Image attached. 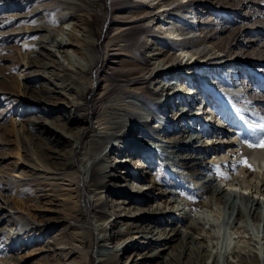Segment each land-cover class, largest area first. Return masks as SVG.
Here are the masks:
<instances>
[{"label":"bare ground","instance_id":"bare-ground-1","mask_svg":"<svg viewBox=\"0 0 264 264\" xmlns=\"http://www.w3.org/2000/svg\"><path fill=\"white\" fill-rule=\"evenodd\" d=\"M15 1H17L16 5H20L22 0ZM68 1L79 3L80 0ZM145 1L147 2H141L144 8L138 7L134 14L128 12L129 15H125V10L118 11L124 16L122 19L123 24L124 22L129 23L130 21L154 20L158 17L159 20L155 21L153 25L161 23L160 26L158 25L160 32L161 29H164L166 35L160 36L154 34L157 33V30L154 33H146L144 35L140 33L141 36L138 41L140 45L146 46L145 51L147 53L145 54L148 55L146 58L140 56L141 50L139 48L135 50L136 52L128 51L126 44L122 46L118 45L116 48L117 51L111 52L112 56H110V58L120 57L117 56L119 54L123 56L120 58L118 64H121L119 65L120 68H126V70H124L126 74H123V71H121V76H116L119 78L116 80L120 85L126 87L125 97H130L131 100L127 101L122 99V95L115 92L114 88L104 86L103 89L96 93L94 99L101 100L106 97L105 102L101 105L94 104L95 106L85 103L82 106L86 112H79L78 116L75 118L71 115L69 117L67 116V122L63 121L64 125L61 123V125L59 124V128L63 130L62 134L72 141L69 150L70 155H68L67 158L64 156L62 157L59 152L57 156L61 158L62 161L60 160V164L64 167V170H60L57 167H52L50 169L44 160L37 158L33 155L34 153H32V155L28 157L31 158V162L28 164L29 172L27 176H24L21 172L14 173L13 175L14 177H19V180L25 177H44L48 180L53 179L59 181L53 183L59 185L56 188L62 189L64 191L62 194L65 197L58 198L54 196L53 199H60L63 203H70L71 205L68 206V208L71 212L69 214L75 222L78 221L85 225V228H77L74 225L73 235L76 239V243H72L69 250L66 240L63 238L56 239L54 244L58 245H55V248L52 246L48 247V244L45 245V247H47L46 250L52 251L54 249L56 255H61L62 257L69 255L74 249L77 250V247H80L81 250L83 248L84 250V247L88 246L89 239L93 238V230L86 227L95 220V228L96 232H98V237L96 238L98 264H119L121 257H123L125 253L128 254L125 264L129 260V264H260L259 255L263 252L261 250L262 247H259L261 249L258 248V251L256 249L247 248L250 239L245 238L246 235L243 232L245 230H241V226L236 221V219L240 221V219H246L247 216H251L255 221H258L259 224L262 221L264 224V175L263 178H261L262 183L259 186L258 184L261 181L257 183V178L253 179V176H259L258 179H260L261 175H257V170L251 168L252 166L248 167L243 163L247 161V165H250L248 163L249 159L263 155L261 152L264 150V147L253 148L249 147V144L259 143L261 137H264V130H261L259 127V125L264 124V96L258 94L260 91L255 84L246 88L241 81L243 75L241 76V72L237 71V67L241 62L237 58L232 57V53L235 52L233 48L238 42L233 43L231 40L237 41L236 39L240 35V29H231L230 35H232V39L230 37L226 43H223L224 40L221 39V35L226 31L225 29L227 27L225 28V25L221 21H217V23L213 22V19L205 18L206 22H204L205 20L200 21L204 16L200 15L199 19L197 10L193 5V0ZM262 2L256 1L260 6L263 5V8L264 4ZM16 8H19V6ZM109 9L108 11L105 7H99L96 12L103 17L112 12L114 16H111V19L108 20V24L110 23L111 26L113 21L118 20L116 17L117 11L114 10L112 0H110ZM249 9V11H251L256 8L254 4H250ZM256 10L259 11L261 17L252 28L258 31L261 28L264 29V9L260 10V7H257ZM73 28L79 31V33L72 31L71 34H69V38L65 39L66 44H64L62 40L64 37L60 40L58 39L60 41L59 50L64 53V56L69 58L68 48L65 47L77 46V48L74 47L72 49L76 52L80 51L79 53L83 54L85 58H88L89 67L87 69L84 67L73 69L74 73L70 79L65 75L64 67H62L59 62L44 64H41L43 63L41 62L39 65L36 61L33 62L31 60L33 62L31 64L32 66L43 68L54 66V69L51 70L54 76L52 77L50 75V79L52 81L58 80L53 81V83L57 87H61L60 89H62V91H65V89L68 90L69 86H73L74 81L82 80V74L92 68L96 60V53H99H94V50H91L94 41H92L90 37L91 34H94V29L87 19L82 18L80 21H76ZM40 30H44L42 25L36 26L35 24V26L26 27L25 34ZM113 30H116V34L122 31L118 25L112 26V31ZM46 31L48 38L51 37L53 41L55 37L61 35V33H59L60 29L47 28ZM174 36L177 37V40L174 38L175 43H180L178 44L179 48H177L178 51H181L179 55L173 53L172 48L165 51L166 44H169L171 38ZM167 39H170V41H167ZM113 42L114 41H110V44H118H113ZM79 48L80 50H78ZM111 49L114 50L113 48ZM185 52L192 56L184 60ZM259 53H264V48L259 50L257 54L259 55ZM250 56L253 55L249 53L246 57V59H248L245 62L246 68L248 70H253L258 80L260 78L264 79V65L258 59L256 60ZM193 57H195V60L191 61ZM113 62H115L114 59L110 61V63ZM194 70L207 80L208 84L205 82L207 85L204 86L214 95L213 100L222 101L225 103V106H228L230 113L233 111L236 113L233 112L239 118L241 129L239 133L237 132L238 134H233L231 132L232 130L228 127L229 123L226 124L223 119L220 120L217 118V115L211 108L208 109L210 102L205 101L206 99L200 94L201 91L197 90L199 86L195 81V76L197 74L193 72ZM44 71L46 72V70ZM181 71L186 72L184 78L180 73ZM168 72L170 75H173L175 80H172V78L161 79L163 74L169 75ZM102 75L103 72L100 67L94 71L92 76L95 77L97 82L96 85L100 84L99 81H101ZM141 79H146V85L143 87L148 88L150 93H156L158 95L165 94L166 102H170V104L164 105L165 101L152 100L150 94L142 95L141 93L144 89L134 86L136 81ZM210 83H213V85H210ZM50 90L54 91L53 88H50ZM50 90L48 91L51 92ZM74 92L75 94L73 93L70 97L62 100L61 103L65 102L72 106V98H76L78 95L76 94L78 93L77 91ZM27 97L20 95L18 101L25 104L36 103L40 107H45L46 111L48 110L47 113H50L52 109H57V106H59L54 102H50L47 106L43 105L44 102H41L42 97H40L41 99ZM184 97L190 102L184 104ZM145 103H151L154 109H157L156 114L154 113L155 111L148 110V106H146ZM211 103L213 102L211 101ZM133 104L136 105L134 106ZM64 105L68 106L67 104ZM243 111H246L247 114H244ZM249 112L255 116L250 115ZM21 113L22 112H20V117ZM93 115L95 116L94 124H97L95 128L96 133L90 141H85L84 136L85 134L87 135L92 127L90 123ZM18 119H21L22 130H28L26 128L28 120L26 118ZM197 119L202 121V128L201 126L199 127L197 123L195 124L194 121ZM30 120L36 132L40 130L45 132L44 129H49L48 125L52 121L48 118L44 121V117L41 120L35 116H32ZM23 121H25L26 124ZM53 121L52 123L54 124ZM79 121H82L83 126L78 124ZM153 122H155V124H153ZM231 122L232 120H230V123ZM253 122L254 124H252ZM72 123H77L79 126L76 136L66 132L67 128H69L68 125ZM204 123L206 125H204ZM220 123L222 125H220ZM50 125L52 126V124ZM151 125L152 128L153 126L156 127L159 132L163 129L162 126L168 127L167 135H165L166 144L175 148H181L185 152L179 159L174 158V161L179 162L187 170L184 174L180 173V175L186 179L189 187H192L182 190V193L187 195L194 194V192L190 190L197 185L199 188V191L197 190L198 195L205 198L201 203L196 201L189 204V206L192 207H199L197 211V222H189L187 220V211L185 210L179 217V221L183 222L186 229H181L175 224L176 213L172 214L169 213V210H166L167 205H170L168 207L172 208L175 204H171L172 201L167 202L168 199L167 201L164 199L163 206V204L158 201L164 197L166 194L165 191H162L161 194L156 197L157 203L155 206L154 204L151 205V203L149 204V195L145 188L139 187L134 189L131 188L129 183L117 182L119 175L112 173L114 167L111 164L104 163L105 155L103 154V150L108 148L107 142L114 138H123L124 141H126V145L122 148V154L125 157H130V159H136L138 157V168H142L141 172L137 173V178L142 182L146 178L148 172L147 167L153 162L151 159L147 158V156L146 162L141 161V151L144 149L142 146L143 144L137 140V137L132 136V133L144 126L151 127ZM36 132L31 133H33L32 135H36ZM222 133L223 135L221 136ZM17 137L19 138H17V150H15L16 152L12 151V153L15 152V154H18V151L23 147L26 154H29L27 145L28 139L26 135L21 132V128H18ZM42 137L45 136L42 134L38 139H42ZM225 137L228 138L227 143L226 140L224 141ZM35 138L33 137V139ZM211 138H215V142ZM54 139L57 144L62 142L60 138ZM210 140H212V142L208 145ZM34 141H36V139ZM6 143L5 141H1L0 146L2 147V145ZM35 154L37 155V153ZM229 154L230 156L240 154L237 156V159L241 158L242 162L236 164L237 167L239 166V175L246 178L239 181L238 177L237 180L231 177L228 179L226 177H220L222 180H220L221 182L219 183L217 182L219 177L213 173L214 164L221 160H223L224 163L225 158L229 156ZM168 155L167 153H163V157H167ZM10 156L11 152L0 151V177L5 176L4 173H6L1 168V165H3ZM79 156H81V162H90L91 164L89 166L77 165L76 163L79 162ZM127 160L128 159L120 160L119 163L125 162L126 168L128 164L126 162ZM15 166H18V164ZM129 172L131 173V170H129L128 173ZM158 174L161 175V172ZM127 176H129V174L124 177ZM154 181V184L157 185V180ZM225 181L226 184L224 185L223 182ZM255 181L257 182L255 183ZM51 183L52 182H49L48 184ZM143 184H145V182ZM257 185L259 187H257ZM39 186L34 188L36 192L44 189ZM236 187H239V189ZM110 191L120 197L114 199L116 204L112 207V213L111 211L105 210L107 205V194ZM171 193L173 195L176 192ZM38 196H46V194H36V196L30 195V197L34 199L33 201H37ZM199 196H197V198H199ZM243 197H245V203ZM213 203L218 204L217 207L219 206V210H213ZM39 204L40 203H34L28 205L27 212L25 211V202L19 199L15 209L13 208L10 213L6 212L7 214L5 213L0 217V236L6 237L9 235L11 236V234H24L30 233L31 231H39L41 233L43 230L44 232L51 231V229L55 227L53 218L48 216L47 213L38 210L37 207H41ZM87 204L91 205L89 211L86 209ZM260 205L262 208L259 210ZM108 206L111 205L108 203ZM201 206H203V208ZM3 208H5V205L0 206V214H2ZM29 213H32L33 216ZM89 214L92 216V219H89ZM40 216H42L40 221H37L36 218ZM112 218H116L118 221L112 223ZM33 219L38 223L37 225H33L36 224ZM220 220L226 221L228 224L231 221L233 223L235 222V224L237 223V225L229 226V230L225 231V236L229 237V239L226 240L224 246H219V243L215 242L216 237H219V233L215 231V225ZM202 222L209 224V228L205 229V234L201 231L203 225H198ZM243 224L244 222L242 225ZM37 237L42 236L39 235ZM263 240L264 234H262L261 246L264 244V242H262ZM233 242L236 244L232 247L231 243ZM243 243L246 245H243ZM81 253L84 255L83 252ZM217 254H219L222 259L221 263L217 262ZM230 256H234L237 260L231 259ZM55 258V260L50 258L53 261L46 263L57 264L59 259L57 256ZM64 264H85V262H64Z\"/></svg>","mask_w":264,"mask_h":264},{"label":"rangeland","instance_id":"rangeland-1","mask_svg":"<svg viewBox=\"0 0 264 264\" xmlns=\"http://www.w3.org/2000/svg\"><path fill=\"white\" fill-rule=\"evenodd\" d=\"M112 1L114 5V10L117 11L116 17L118 18V20L113 21V24L110 26V23L108 24V20L111 19V16H114L112 12L107 14L105 17L99 15V13L96 12L99 7H105L109 11L110 0H80L79 3L68 0H22L20 5H16L17 1L15 0L13 2L11 0L5 2L0 0V142H7L5 145H2V147L0 146V151L11 152V156L3 163V165H1V168L6 173H4L5 176L0 177L2 179H0V206L5 205V208L2 209L3 212L2 214H0V217H2L6 212L10 213L13 208L15 209L17 207V202L20 199L25 202V211L27 212L28 205L40 203L39 205H41L42 208L38 206L37 209L47 213L48 216H51L55 225V227L52 228L49 232H44L43 230L42 233L39 231H31L30 233L24 234H11V236L9 235L6 237L0 236V264H47L46 262L49 263L50 261L55 260L56 256L59 259V262L57 264H64V262L82 263L83 261L85 262V264H98L96 240V238L98 237V232H96L95 220H93V222H91L86 227L88 229L93 230V238L89 239L88 246L84 247V250L83 248L81 250L80 247H77V250L74 249L76 251L73 250L71 254L65 255L63 257L61 255H56L54 249L52 251L46 250V244H48V247L52 246L53 248H55V245L58 244H54V242L56 241V239L61 238L66 240L67 247L69 250L72 246V243H76V239L73 235L74 225L77 228H85V225L78 221L75 222L72 216L69 214L71 212V210L68 208V206L71 205L70 203H63V201H61L60 199H53L54 196L58 198L65 197L62 194L64 193V191L60 188H56L59 185L57 183H53L57 180H48L44 177H25L19 180V177H14L13 174L21 172L24 176H27V173L29 172L28 164L31 162V158L28 157L29 155L31 156L32 153H34L33 155H35L37 158L44 160L50 169L52 167H57L60 170H64V167L60 164L62 160L57 156L60 152V156H64L67 158V156L70 155L69 150L71 148L72 141L68 137L64 136V134H62L63 130L62 128H59V124L61 123L62 125H64V122L70 115L75 118L78 116L79 112H86L82 106L85 103L89 105H101L103 102H105L106 97L102 98L101 100L94 99L96 93L99 90L103 89L104 86L114 88L115 92L119 93V95H122V99H125L127 101L131 100L130 97H125L126 87L120 85L116 80L119 79L117 77L121 76V71H123V74H126L124 71L126 70V68H120L119 65L121 64H118L120 58L123 56L119 54L117 56L120 57L110 58V56H112L111 52L117 51L116 48L118 47V45L122 46L126 44V48H128V51L136 52L135 50L139 48L141 50L140 56L146 58L148 56L147 54H145L147 53L145 51L146 46L140 45L138 41L139 37L141 36L140 33L144 35L146 33H154L157 30V33L154 34L163 36L166 35V31L164 32V29H161L160 32V22V24L153 25L155 21L159 20L158 17H156L154 20L147 19L145 21H130L129 23L124 22L123 24L122 19L124 18V16L119 13L121 10H125V15H129L128 12L130 14H134L138 7H144L141 5V2L138 3L135 0ZM256 1H263L262 3L264 4V0H193V5L197 10L199 19L200 15L204 16V18L200 19V21L205 20L204 22H206V19H213V22L217 23V21H221L225 25V28L227 27L225 29L226 31H224L221 35V39L224 40L223 43H226L228 39H230V37L232 39V35H230L231 29H240V35L237 37V41L231 40L233 43L238 42L236 45H234L233 48L235 52L232 53V57L237 58L241 62V64H239L237 67V71L241 72V76L243 75L241 77V81L243 82L246 88H249L253 84H255L256 86H258V89L260 91V93L258 94L264 96V79L260 78L258 80L256 75L253 73V70H248L245 64L246 60H248L246 59V57L250 53V55L254 56L250 57L255 58L256 60L258 59L264 65V53H259V55L257 54L259 50H262L264 48V29L261 28L259 29L260 31H257L256 29L252 28V26L255 25L261 17L259 11L256 10L257 7H260V10L264 9V7L262 8L263 5L260 6V4H257ZM250 4H254L256 9H252L251 11H249ZM17 6H19V8H16ZM82 18L87 19L94 29L95 35L91 34L90 37V39L94 41V45L91 47V50H94V53L99 52L100 54L96 53V64L94 63V65L89 71H86L84 74H82V80L74 81L73 86H69L68 90L65 89V91H62V89H60L61 87H57L53 83V81L58 80L52 81L50 79V75L52 77L54 76L52 75L53 73L51 71L54 69V66H48L46 68H43L32 66L31 64L35 61L39 65L41 62H43L41 64L59 62L62 67H64L65 75L70 79L74 73L73 69H79L80 67H84L85 69H87L89 67L88 58H85L83 54L79 53L80 51L76 52L72 49L74 47L77 48V46L65 47L68 48L69 58L64 56V53L59 50V40L62 37H64L62 38V40L64 44H66L65 39L69 38V34H71L72 31L79 33V31L73 28V25L76 21H80V19ZM35 24L36 26L42 25V28L44 30L34 31L32 33L25 34L26 27H32L35 26ZM117 25L122 30L119 34H116V30L112 31V26L114 27ZM47 28H55L57 30L60 29L59 33H61L62 36L59 35L58 37H55L53 41L51 37L48 38V34L46 31ZM172 39L174 38L172 37L171 41L170 39H167V41L169 40L170 42L169 44H166L165 51L169 48H172L173 53L179 55L181 51H178L177 48H179L178 44L180 43H175L176 38L174 40ZM110 41H114L113 44H118L112 45L110 44ZM111 48H113L114 50H112ZM78 50H80V48ZM254 54H257L258 56H255ZM184 55V60L192 56L191 54L186 52L184 53ZM38 59L40 62L38 61ZM110 59L112 61L114 59L115 62L110 63ZM194 60L195 57L191 59V61ZM99 67L102 69L103 75L101 81H99L100 84L96 85L97 82L95 80V77L92 75L94 71ZM44 70H46V72ZM193 72L197 74V77L195 76V81L199 86L197 87V90L201 91L200 94L206 100H208V102L211 103L212 101V105H215L213 107L212 105H209L208 109H214L215 111H213L216 112L215 114H217V118H219L220 120L223 119L226 124L229 123L228 127L232 130L231 132L233 134H238L241 130L239 125L240 122L238 120L239 118L233 112H231L233 115L229 112L228 106H225V103H223L222 101H214V95H212V93L208 91L204 86L208 84L207 80L204 79L203 76L200 75L196 70H194ZM180 73L181 75H183L184 78L186 72L181 71ZM164 78H172V80L174 79L173 75H170V73L169 75L163 74V77L161 76V79ZM145 81L146 79H141L139 81L137 80L134 84L135 87L137 86L141 87V89H144V91L141 93L142 95L150 94L152 100H159L163 102L165 101L164 105L170 104V102H166L165 94L158 95L156 93H150L148 91V88L143 87L146 85ZM200 81L202 82V84L200 83ZM205 82L207 84H205ZM210 85H213V83H210ZM50 88H53L54 91L50 90ZM48 90H50L51 92H49ZM74 91H77L78 93L76 94L78 95L76 98H72V106L71 104L65 102L62 103L67 104L69 107L62 104L61 101L70 97L73 93L75 94ZM20 95H23L25 97L28 96L33 99H41L40 97H42L41 102H44L43 105L47 106L50 104V102H54L59 106H57V109H52L50 113H47L48 110L46 111L45 107H40L36 103L25 104L19 102L18 98ZM187 102L189 103L190 101H188L187 98L184 97V104ZM133 105L135 106L136 104ZM145 105L148 106V110L155 111L154 113L156 114L157 109H154L151 103H145ZM164 105L163 107L165 108ZM20 112H22L21 117ZM32 116L38 117L41 120L44 117V121L47 118L52 121L54 120V124L51 121L50 124H52V126L50 124H47L49 126V129H44L45 132H42L41 130L36 132V129H34L33 127L34 125L30 123V118ZM18 118H26L28 120V124L26 126L28 130H22L23 127L21 125V119ZM91 120L92 121L90 125L92 127L91 130L87 133V135L85 134V141H90L93 138V135L96 133L95 128L97 127V124H94V115ZM230 120H232L231 123ZM23 122L26 124L25 121ZM194 122L195 124L197 123L198 125H201L202 128V121L200 119H197ZM78 124H80V126H83L82 121H79ZM153 124H155V122H153ZM53 125L54 127H56L54 128ZM220 125L222 124L220 123ZM68 127L69 128H67L66 132H69L73 136H76L78 134L77 128L79 126L77 125V123H72L68 125ZM18 128H21V132H23L26 135V138L28 139V141L27 139L26 141L28 148L30 149H28L29 154H26V151H24L23 147L20 150L18 149V154H15L19 139L17 137ZM162 128L163 129L159 132L156 127L153 126L152 128V125L151 127L144 126L141 129L136 130L134 131V133H132V136L137 137V140L141 144H143L142 146L144 149L141 151V161L146 162L147 156V158L151 159L153 162L150 166L147 167L148 172L146 178L142 182H140L139 178H137V173H140L142 168H138V157L136 159H130V157H125L122 154V148H124V146L126 145V141H124L123 138H114L107 142L108 148L106 149L108 151L106 149L103 150V154L105 155L104 163L111 164L114 167L112 169V173L119 175V178H117V182L129 183L131 185V188L134 189H137L139 187L145 188L147 194L149 195V204L151 203V205L154 204L155 206V204L157 203L156 197L159 196L162 191H165L166 194L164 195V197L162 199H159L158 201H160L163 206L164 199L166 201L168 199L167 202L172 201L171 204L174 203L175 205L172 208L168 207L170 205H167L166 210H169V213L172 214L176 213L175 224L178 225V227L181 229H186L183 222L179 221V217L184 213L185 210L187 211V220L189 222H197V211L199 207H192L189 206V204L196 201L201 203L202 201H204L205 198L198 195L199 188L197 187V185L195 186V188L190 190L193 191L194 194L187 195L182 193V190L186 188L190 189L192 187H189L186 179L182 177V175H180V173L184 174L187 170L179 162L174 161V158L179 159L183 156L185 152L181 148H175L173 146H170L169 144H166L165 135H167L168 127L162 126ZM31 132H36V135L38 134V137L42 134L45 137H42V139H38V137L34 134L36 136L35 138V136L32 135L33 133ZM222 135L223 133L221 134V136ZM32 136L36 139V141H34L35 139H33ZM54 138H60L62 142L60 144H57ZM211 139L215 142V138ZM212 140H210L208 145L211 144ZM225 140L227 143L228 138L225 137L224 141ZM164 149L167 152H165ZM12 151L15 152L12 153ZM263 151L261 152L263 154L262 156L260 155V157L258 156L256 158H251L248 162L250 165L252 164L251 168L257 170L256 174L261 175L260 179H258L259 176H253V179L257 178L256 180L258 181H255V183H259L261 181L258 184L259 186L262 183L261 178H263L264 175ZM35 153H37L38 156ZM163 153H167L169 155L167 157H163ZM238 155L230 156L229 154V156L225 158L224 163L223 160H221L217 161L220 163L216 162L214 164L213 173L217 177H219L217 179V182H221L220 180L222 179L220 177H226L227 179L231 177L236 178V180L238 177L239 181L246 178L242 175V177L239 175V166L237 167L236 163L239 164V162L242 161L241 158L237 159ZM124 159H128L126 162L131 166L127 164V167L125 168V162L119 163L120 160ZM16 164H18V166H15ZM76 164L79 166H89L91 163L81 162V156H79V162ZM129 170H131V173H128ZM159 172H161V175L158 174ZM128 174L129 176L124 177ZM34 179H36L37 181ZM154 180H157V185L154 184ZM49 182L52 183L48 184ZM144 182L145 184H143ZM223 184L225 185L226 181L223 182ZM258 185L257 187H259ZM36 186L42 187L44 189L42 191L36 192V189H34ZM236 188L239 189V187ZM171 192L176 193L172 195ZM36 194H46V196H38V200L33 201L34 199H32L30 195L36 196ZM197 196H199V198H197ZM118 198L120 197H118L117 194L110 191L107 194V205L105 207V210L111 211L112 213V207L116 204L114 199ZM243 201L244 203L246 202L245 197H243ZM108 203L111 206H108ZM217 205V203H213V210H219V206L217 207ZM90 207V204L86 205V209L88 211L90 210ZM201 207L203 208V206ZM261 208L262 206L260 205L259 210ZM29 214L33 216L32 213ZM41 217L42 216L37 217V221H40ZM88 217L89 219H92V216H90V214L88 215ZM115 221L117 222L118 219L112 218V223H114ZM236 221L241 226V230H245L243 231L246 235L245 238L250 239L248 242L249 246H247V248H251L254 250L256 249L258 251L259 249H261L259 247H262L261 250L264 252V244L263 246H261V238L262 234H264L263 221L261 222L262 224H259V222L255 221L251 216H247L246 219H240V221L236 219ZM243 222L244 224L242 225ZM35 223L36 224L33 225L38 224L36 221ZM202 223L198 225H203L201 231L205 234V229L209 228V224H205L204 222ZM229 224L226 221L220 220L215 225V231L219 233V237H216L215 242L219 243V246H224L226 240L229 239V237L225 236V231L229 230V226L237 225V223L235 224V222L233 223L232 221ZM39 235L42 237H37ZM262 242H264V240ZM233 243H231L232 247L236 244L235 242ZM243 245L246 244L243 243ZM81 252H83L84 255ZM263 252L259 255L260 264H264ZM127 257L128 254L125 253L123 257H121L119 264H125ZM216 257L217 262L221 263L222 259L219 254H217ZM230 257L231 259L233 258L234 260H237L236 258H234V256ZM50 258H52L53 260ZM129 261L126 264H129Z\"/></svg>","mask_w":264,"mask_h":264},{"label":"snow or ice","instance_id":"snow-or-ice-1","mask_svg":"<svg viewBox=\"0 0 264 264\" xmlns=\"http://www.w3.org/2000/svg\"><path fill=\"white\" fill-rule=\"evenodd\" d=\"M259 127L261 128V130H264V124L259 125ZM249 147H264V137H261L259 143L249 144ZM244 163L246 166L251 167V165H247V161H245Z\"/></svg>","mask_w":264,"mask_h":264}]
</instances>
